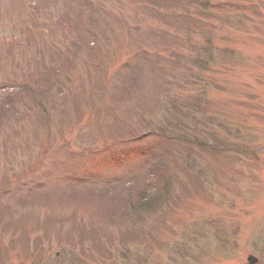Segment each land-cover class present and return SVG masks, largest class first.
Listing matches in <instances>:
<instances>
[{"label":"rangeland","instance_id":"1","mask_svg":"<svg viewBox=\"0 0 264 264\" xmlns=\"http://www.w3.org/2000/svg\"><path fill=\"white\" fill-rule=\"evenodd\" d=\"M157 141L155 173L103 185ZM250 255L264 264V0H0V264Z\"/></svg>","mask_w":264,"mask_h":264},{"label":"trees","instance_id":"2","mask_svg":"<svg viewBox=\"0 0 264 264\" xmlns=\"http://www.w3.org/2000/svg\"><path fill=\"white\" fill-rule=\"evenodd\" d=\"M200 5H202V4H200ZM22 19H24V18H22ZM22 19H20V20H22ZM11 22L15 23L14 21H11ZM164 143L165 142H162V141H159L158 142V148H159V151L158 152L160 154H156L158 152H155L154 150H152L151 153H150V157L146 156L144 158L143 162L141 164H138L137 167H134V168L130 169V171L128 172V174H126L124 176V178L117 179V180H113V181H110V182L108 181V182L104 183L103 185H106L109 188H110V186L116 187V186H120V183H123L121 181H125V182L127 181L128 183L129 182H134L136 180H140L141 179L140 176H147V175L149 176L150 173L151 174L152 173H155V171H153L154 168L152 169L151 167H153V165L156 162H159L157 160H159L160 157L162 158V156H163L162 154L164 153V151L166 150V147H167V146H165ZM162 174H163V169H162V172L160 173V175H159V171H158L157 177L158 178L162 177ZM162 183H164V182H162ZM156 185H157L156 188L154 186V188L152 189V191L148 192L146 195H143L144 199L146 197V200L144 201L142 199L138 203L137 209L140 208L139 210H141V209L145 208L144 206H149L150 203L156 202L161 197L162 188H165V187L168 186V185L166 186V184H161L160 185V182H158V179L156 181ZM155 197H157V198L155 199ZM132 204H134V203L132 202ZM133 209H136V208H133Z\"/></svg>","mask_w":264,"mask_h":264},{"label":"water","instance_id":"3","mask_svg":"<svg viewBox=\"0 0 264 264\" xmlns=\"http://www.w3.org/2000/svg\"><path fill=\"white\" fill-rule=\"evenodd\" d=\"M258 261L259 260L255 256H253V255H250L249 258H248L249 264H257Z\"/></svg>","mask_w":264,"mask_h":264}]
</instances>
